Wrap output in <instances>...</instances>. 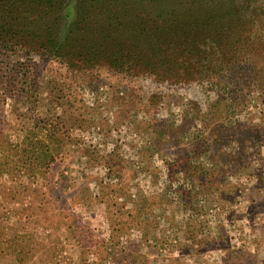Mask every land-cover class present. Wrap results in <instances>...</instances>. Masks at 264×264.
Instances as JSON below:
<instances>
[{
	"label": "rangeland",
	"instance_id": "374dc122",
	"mask_svg": "<svg viewBox=\"0 0 264 264\" xmlns=\"http://www.w3.org/2000/svg\"><path fill=\"white\" fill-rule=\"evenodd\" d=\"M7 14L0 264H239L264 237V0Z\"/></svg>",
	"mask_w": 264,
	"mask_h": 264
},
{
	"label": "trees",
	"instance_id": "16d2710c",
	"mask_svg": "<svg viewBox=\"0 0 264 264\" xmlns=\"http://www.w3.org/2000/svg\"><path fill=\"white\" fill-rule=\"evenodd\" d=\"M53 2L54 0H0V40H6L7 42L16 44L18 40L21 41L28 38L27 35H23L22 32L17 31L15 24L11 22V16L7 13L18 11L24 7L33 8L36 6L42 9L50 8ZM36 37H39V35H36ZM46 41L47 43L53 44L54 38L49 36L45 39Z\"/></svg>",
	"mask_w": 264,
	"mask_h": 264
},
{
	"label": "crops",
	"instance_id": "0c3cea01",
	"mask_svg": "<svg viewBox=\"0 0 264 264\" xmlns=\"http://www.w3.org/2000/svg\"><path fill=\"white\" fill-rule=\"evenodd\" d=\"M251 239L252 237L246 241L245 249L242 253L243 255L234 259V262L237 261L239 264H250L252 263L250 262L251 259V261H256L253 264H264V237L260 236L259 240L253 239L252 242L250 241Z\"/></svg>",
	"mask_w": 264,
	"mask_h": 264
}]
</instances>
